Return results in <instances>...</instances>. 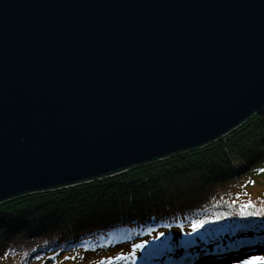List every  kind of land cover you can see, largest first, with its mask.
Instances as JSON below:
<instances>
[{"label": "water", "instance_id": "1", "mask_svg": "<svg viewBox=\"0 0 264 264\" xmlns=\"http://www.w3.org/2000/svg\"><path fill=\"white\" fill-rule=\"evenodd\" d=\"M264 107V0H0V202L203 145Z\"/></svg>", "mask_w": 264, "mask_h": 264}, {"label": "trees", "instance_id": "2", "mask_svg": "<svg viewBox=\"0 0 264 264\" xmlns=\"http://www.w3.org/2000/svg\"><path fill=\"white\" fill-rule=\"evenodd\" d=\"M262 241L264 107L203 145L0 202V264L237 261Z\"/></svg>", "mask_w": 264, "mask_h": 264}, {"label": "rangeland", "instance_id": "3", "mask_svg": "<svg viewBox=\"0 0 264 264\" xmlns=\"http://www.w3.org/2000/svg\"><path fill=\"white\" fill-rule=\"evenodd\" d=\"M258 180H261V178H258ZM264 241L259 242L258 246L255 247V251H245V254L241 255L237 261H229L228 259H225V257H223L224 260H218L216 258H209V257H203V258H200V261L198 262V264H246L247 261H251L253 260L255 257H264ZM188 259V258H187ZM185 258V260H183L185 263L183 264H188L187 263V260ZM206 260V261H204ZM122 261V262H121ZM120 264H140V263H137V262H132L131 260H128V259H121L120 261ZM204 262V263H203ZM179 263V262H178ZM182 263V262H181ZM47 264V263H45ZM49 264H58V263H49ZM64 264H68V263H64ZM154 264H158V263H154ZM191 264H195L194 262L191 263ZM256 264H264V260H260V261H257Z\"/></svg>", "mask_w": 264, "mask_h": 264}, {"label": "bare ground", "instance_id": "4", "mask_svg": "<svg viewBox=\"0 0 264 264\" xmlns=\"http://www.w3.org/2000/svg\"><path fill=\"white\" fill-rule=\"evenodd\" d=\"M174 153H175V152H174ZM169 154H171V153H169ZM169 154H168V155H169ZM180 257H181V256H176V257H174V258L172 259V261H173V260H174V261L171 262V263H169V264H183V263H185L183 260L180 259ZM218 260H224V259H223L222 257H219ZM186 261H187L188 264L193 263V259H192V258H188ZM204 261H206V260H204ZM178 262H179V263H178ZM181 262H182V263H181ZM203 263H204V262H203Z\"/></svg>", "mask_w": 264, "mask_h": 264}, {"label": "snow or ice", "instance_id": "5", "mask_svg": "<svg viewBox=\"0 0 264 264\" xmlns=\"http://www.w3.org/2000/svg\"><path fill=\"white\" fill-rule=\"evenodd\" d=\"M203 223V222H201ZM193 229H198L201 227V224L200 223H194L192 225ZM136 247H140V245H137ZM260 260H264V257H255L253 260L251 261H247L246 264H256L257 261H260Z\"/></svg>", "mask_w": 264, "mask_h": 264}]
</instances>
